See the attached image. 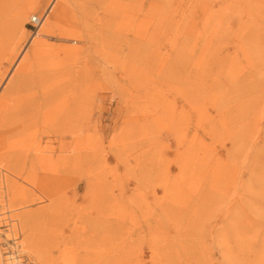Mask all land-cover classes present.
<instances>
[{
	"label": "rangeland",
	"instance_id": "obj_1",
	"mask_svg": "<svg viewBox=\"0 0 264 264\" xmlns=\"http://www.w3.org/2000/svg\"><path fill=\"white\" fill-rule=\"evenodd\" d=\"M159 11L153 40L124 38ZM1 15L0 99L45 77L49 106L69 97L103 126L51 199L25 204L0 177V264H264V0H14Z\"/></svg>",
	"mask_w": 264,
	"mask_h": 264
},
{
	"label": "bare ground",
	"instance_id": "obj_2",
	"mask_svg": "<svg viewBox=\"0 0 264 264\" xmlns=\"http://www.w3.org/2000/svg\"><path fill=\"white\" fill-rule=\"evenodd\" d=\"M7 2H14V0H0V42L2 38L8 37L9 21L2 22L1 19V13L7 9ZM143 9L141 8L139 13ZM152 11V4H150L144 14L149 20L153 17ZM19 13L21 15L18 21L26 12ZM12 14L11 16L17 13ZM140 25L143 26V23ZM164 25L165 16L159 11L157 25L145 29L142 26L122 29L121 32L124 33V38L132 36L141 42L149 43L157 36V32L152 30L153 27L161 30ZM116 28H118L117 33L120 34V27ZM38 35L40 34L37 33ZM39 82L42 84L39 91L27 92L25 95L12 98L11 101L6 98V95L0 99V177L4 183L2 186L4 185L13 193L15 189L22 188V200L25 204L31 201V198H28L30 192L39 194L42 199H51L55 192L68 186L72 171L84 167L91 152L100 147V144L91 142L90 133L94 132L97 135L102 131L103 126L101 120L97 118L92 128L85 105L74 106L67 96L58 106H49L48 103L52 101L57 89L56 82L45 77H42ZM21 84L14 91L21 90ZM38 241L33 243L36 244Z\"/></svg>",
	"mask_w": 264,
	"mask_h": 264
},
{
	"label": "built area",
	"instance_id": "obj_3",
	"mask_svg": "<svg viewBox=\"0 0 264 264\" xmlns=\"http://www.w3.org/2000/svg\"><path fill=\"white\" fill-rule=\"evenodd\" d=\"M41 23H42V18H40L38 16H34L30 20V25L32 26L33 30H35L37 27H39Z\"/></svg>",
	"mask_w": 264,
	"mask_h": 264
}]
</instances>
